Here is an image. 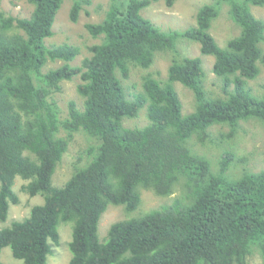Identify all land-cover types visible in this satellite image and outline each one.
I'll use <instances>...</instances> for the list:
<instances>
[{
  "label": "trees",
  "instance_id": "16d2710c",
  "mask_svg": "<svg viewBox=\"0 0 264 264\" xmlns=\"http://www.w3.org/2000/svg\"><path fill=\"white\" fill-rule=\"evenodd\" d=\"M26 1L33 6L29 17L0 12V222L19 201L12 188L16 175L27 180L23 191L40 194L43 202L0 227V251L9 246L24 264H49L59 222L71 221L69 264H247L253 248L264 264V169L231 178V149L222 151L213 171L188 142L196 135L204 143L213 124H227L230 136L251 117L264 127V93L256 97L246 85L258 74V61L264 62V21L249 4L264 0L230 1L229 15L240 31L224 46L209 31L218 13L213 3L198 8L195 25L164 31L141 14L155 0H111L101 22L85 24L102 40L89 46L91 54L79 65L69 63L78 46L45 43L63 0ZM89 2L74 0L70 20ZM179 38L213 55L224 95H207L200 58L189 56L173 57L164 79L146 73L140 89L126 91L117 72L126 78L130 67L149 68L155 53L174 49ZM48 60L63 63L43 70ZM77 75L82 108L70 99L61 119L51 94ZM174 82L193 92L190 113L182 114ZM141 109L147 123L126 125ZM60 128L66 136L58 135ZM76 131L94 140L84 150L88 160L55 186L52 174ZM142 188L160 197L178 195L114 221L100 240L102 213L111 205L136 209Z\"/></svg>",
  "mask_w": 264,
  "mask_h": 264
},
{
  "label": "rangeland",
  "instance_id": "374dc122",
  "mask_svg": "<svg viewBox=\"0 0 264 264\" xmlns=\"http://www.w3.org/2000/svg\"><path fill=\"white\" fill-rule=\"evenodd\" d=\"M73 1H62L52 24L53 35L46 38L45 43L51 46L65 42L78 46L79 53L69 63L71 65H79L83 58L91 54L89 46L100 43L102 40V35L93 37L87 31L85 24L101 22L104 19L111 0H89V3L82 4L79 9L77 20L71 21L69 11ZM230 1L173 0L172 4L168 6L165 0H155L143 8L141 14L164 31L183 30L195 25L196 12L200 6L205 3H213L217 5L218 13L211 21L209 31L214 36L218 45L224 46L229 38L238 35L240 31V27L229 15ZM249 7L255 17L264 21V5L249 4ZM32 9V4L26 0H0V12L5 15L29 17ZM259 45L264 55V38ZM176 56L199 57L204 71L202 84L207 95L210 97L224 95L222 91V78L217 76L212 70L213 55L202 54L199 43L186 38H179L172 50L157 51L153 63L149 68L142 69L133 66L130 67L126 78L118 72L117 75L121 83L126 87V91L137 90L140 89L142 76L146 75V73L164 79L171 59ZM62 63V60H48L43 70L58 67ZM258 67V74L252 79H247L246 84L251 89L252 95L256 97L264 93V62L258 61ZM79 81L78 75L71 80H63L61 82V89L51 94L50 98L56 100L59 105L61 119L68 116V102L70 99L76 102L77 107L82 108L83 98L76 92V85ZM174 86L182 103V114L193 111L196 104L193 92L180 82H174ZM142 109L136 118L127 119L125 124L129 126H142L147 123V118ZM229 130V126L225 123L213 124L208 128L209 134L204 143L200 142L196 135H192L188 142H190L193 151L209 159L210 167L213 171L217 170V162L222 151L224 149H231L235 155V159L227 171L231 178H237L244 172H257L264 169V127L262 123L258 119L251 117L246 120H240L233 135H228ZM66 134V130L63 128L59 129L58 135L66 136ZM93 143L94 140L89 138L83 131L74 132L52 174L51 183L55 186H61L71 176L76 167L84 165L88 160V156L84 150L89 144ZM26 182L27 180L21 178L19 175L15 176L12 188L18 195L19 201L16 204H10L6 220L0 222V227L9 225L13 220L23 219L28 215L32 205L43 202L40 194L29 196L28 193L23 191L22 187ZM141 192V203L136 209L127 212L121 205H111L102 213L98 222V236L100 240L105 238L108 227L114 221L126 216H138L158 206L161 202H170L172 198L178 195V192L174 191L171 196L160 197L154 194L152 190L143 188ZM71 227V221L59 222L57 227L59 242L56 245H52V251L47 256L49 264H69L70 250L68 242L71 239ZM0 261L5 264H24L21 259L13 256L9 246L1 249ZM247 264H262L261 254L257 248H253L252 252L248 255Z\"/></svg>",
  "mask_w": 264,
  "mask_h": 264
}]
</instances>
